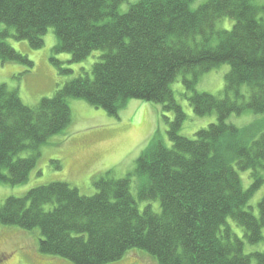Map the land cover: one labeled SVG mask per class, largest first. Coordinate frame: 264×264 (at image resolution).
I'll return each instance as SVG.
<instances>
[{
  "label": "trees",
  "instance_id": "obj_1",
  "mask_svg": "<svg viewBox=\"0 0 264 264\" xmlns=\"http://www.w3.org/2000/svg\"><path fill=\"white\" fill-rule=\"evenodd\" d=\"M126 1L0 0L1 63L31 68L5 40L25 41L36 50L49 29L57 41L54 56L69 54L70 63L78 64L101 53L90 76L66 82L34 108L0 85V183L28 181L40 148L71 123L68 99L114 117L129 101H143L173 114L172 121L164 117L171 147L154 137L133 172L138 199L159 202L160 212L138 210L131 174L114 179L108 172L93 180L91 196L54 182L9 197L0 205V225L38 229L39 253L73 264H108L131 249L156 264H264V253L244 254L227 224L242 228L249 244L264 242V195L257 217L248 208L264 183V123L239 129L227 122L245 111L264 114V5L208 0L191 9L195 0H140L120 14ZM223 19L234 22L231 30L217 28ZM51 63L71 73L53 58ZM223 64L229 66L223 96L196 92L199 77ZM180 75L193 113L217 116L193 138L178 134L186 116L171 85ZM238 171H250L247 189Z\"/></svg>",
  "mask_w": 264,
  "mask_h": 264
},
{
  "label": "rangeland",
  "instance_id": "obj_2",
  "mask_svg": "<svg viewBox=\"0 0 264 264\" xmlns=\"http://www.w3.org/2000/svg\"><path fill=\"white\" fill-rule=\"evenodd\" d=\"M140 0H127L118 7L120 14H125L131 5ZM208 0H195L191 9H196ZM258 6L264 5V0H252ZM234 22L223 19L217 23L219 30H231ZM13 31V30H12ZM12 49L25 56L32 63L31 68H24L16 63L0 62V85H5L9 91H16L18 98L25 106L34 108L42 99L52 98L55 92L63 85L75 78L90 76L91 67L101 55L92 53L85 61L72 64L69 54L53 55L56 38L52 29H49L43 38V46L33 50L25 41H15L12 38L5 40ZM51 58L60 64V67L69 69L70 74H62L57 66L51 63ZM229 66L223 64L199 77L195 91L215 96H223L225 76ZM189 78V75H187ZM176 102L185 113V121L178 134L193 138L194 134L207 128L209 124L217 121L215 112L203 117L196 116L184 97V87L181 75L171 85ZM71 110V123L68 127L53 137L40 148V157L36 168L31 172L28 181L18 186H9L0 183V205L9 197L20 198L32 188L54 182H65L78 189L81 195L91 196L95 193L93 180L105 176L108 172L114 179L130 177V192L138 210L150 208L159 213V202L140 201L137 197L139 179L133 175L136 160L148 143L154 137L162 140L164 145L171 147L167 138L169 121L173 114H165L160 105L143 101H129L121 108L117 116H108L104 111L89 106L86 102L77 99H68ZM228 123L243 129L252 123H264V114H254L245 111L236 116L231 115ZM259 134L256 135L258 137ZM30 152L20 154L26 158ZM58 162L59 169H56ZM264 166V161H263ZM250 171H238L243 189L251 183ZM264 179V167L260 169ZM264 195V183L252 196L248 208L257 217V204ZM248 210V209H246ZM233 234L243 242L244 254L264 253V242L249 244L244 239V231L231 220L227 221ZM40 234L38 229L24 231L14 226L0 225V264H73L58 256L39 253L38 242ZM108 264H156L155 259L139 249L129 250L120 260ZM254 264V261L251 262Z\"/></svg>",
  "mask_w": 264,
  "mask_h": 264
}]
</instances>
